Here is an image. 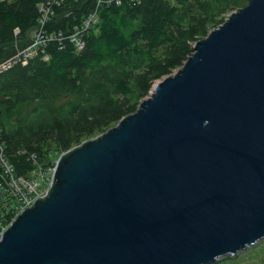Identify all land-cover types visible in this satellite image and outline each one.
<instances>
[{
    "label": "water",
    "instance_id": "water-1",
    "mask_svg": "<svg viewBox=\"0 0 264 264\" xmlns=\"http://www.w3.org/2000/svg\"><path fill=\"white\" fill-rule=\"evenodd\" d=\"M192 48L136 111L60 155L0 264H211L264 238V0Z\"/></svg>",
    "mask_w": 264,
    "mask_h": 264
},
{
    "label": "trees",
    "instance_id": "trees-1",
    "mask_svg": "<svg viewBox=\"0 0 264 264\" xmlns=\"http://www.w3.org/2000/svg\"><path fill=\"white\" fill-rule=\"evenodd\" d=\"M243 5L245 0H0V66L7 64L0 69V127L17 173H29L32 157L45 161L52 148L48 164L54 165L59 151L136 111L157 80L183 65L197 40ZM91 14L98 20L85 28ZM77 31L81 47L73 38ZM12 202H0L8 222Z\"/></svg>",
    "mask_w": 264,
    "mask_h": 264
},
{
    "label": "built area",
    "instance_id": "built-area-1",
    "mask_svg": "<svg viewBox=\"0 0 264 264\" xmlns=\"http://www.w3.org/2000/svg\"><path fill=\"white\" fill-rule=\"evenodd\" d=\"M98 16L96 14H91L85 19L84 26L85 28L89 27L93 23H96ZM76 37V36H74ZM73 37V38H74ZM76 44L78 47H81L83 42L80 38L76 39ZM30 52H34L30 50ZM7 64L0 66V69L5 68ZM32 159L35 161V168L28 179L25 178V175H19L7 156L6 144L2 137V129L0 127V202H3L7 199L13 200L12 204L8 207L7 214H11L13 218L11 222L16 218V216L21 213L26 207L31 206L39 197L44 196L53 180V175L56 170V162L54 165H50L48 168V176L43 180L41 177L44 175L46 167L39 166L38 157L33 156ZM40 170V172H38ZM1 210V209H0ZM0 219V238L2 233L9 227L11 222H8L9 216L2 214Z\"/></svg>",
    "mask_w": 264,
    "mask_h": 264
},
{
    "label": "rangeland",
    "instance_id": "rangeland-1",
    "mask_svg": "<svg viewBox=\"0 0 264 264\" xmlns=\"http://www.w3.org/2000/svg\"><path fill=\"white\" fill-rule=\"evenodd\" d=\"M248 1L249 0H245V5L248 3ZM245 5H243V6H245ZM243 6H241V7H243ZM241 7H239V8H241ZM233 11H230L228 13V15L230 13H232ZM79 32L80 31L76 32V37H74L75 40L77 38H80ZM33 36L36 37V33H34ZM41 41H44V39L43 38L39 39V43ZM31 50L32 51H36V47H32ZM101 133H103V132H101ZM101 133H98L95 136H98ZM95 136H93V137H95ZM93 137H90V138H93ZM55 150H56L55 148L54 149L52 148L50 150V152L48 153V156L46 157L47 159L45 161H39V163H38V165L42 166V167H44V165H46L45 166L46 170L44 172V175L41 177L42 182L49 174V172H48L49 169L48 168L50 167V165L48 164V162L51 161L49 158L53 157L52 156V152H54ZM63 153L64 152H60V151L58 152V155L55 157L56 159H54L55 162L58 160L60 155H62ZM34 168L32 170H30L29 173H27L25 175L26 179H28L30 176H34L35 174H37V172L34 173V174H31L32 171L34 170ZM38 172H40V170H38ZM13 216H15V213H14ZM7 226H9V225H7ZM211 264H264V238L259 240L256 243L250 245L249 247L240 250L238 253H236V255H224V256H221L214 263H211Z\"/></svg>",
    "mask_w": 264,
    "mask_h": 264
},
{
    "label": "bare ground",
    "instance_id": "bare-ground-1",
    "mask_svg": "<svg viewBox=\"0 0 264 264\" xmlns=\"http://www.w3.org/2000/svg\"><path fill=\"white\" fill-rule=\"evenodd\" d=\"M44 168V167H43ZM8 209V208H7Z\"/></svg>",
    "mask_w": 264,
    "mask_h": 264
}]
</instances>
